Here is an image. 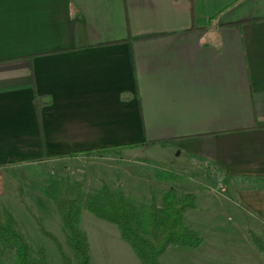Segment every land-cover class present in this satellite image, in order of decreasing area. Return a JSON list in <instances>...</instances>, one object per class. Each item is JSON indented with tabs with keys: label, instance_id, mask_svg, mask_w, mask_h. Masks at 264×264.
<instances>
[{
	"label": "crops",
	"instance_id": "obj_1",
	"mask_svg": "<svg viewBox=\"0 0 264 264\" xmlns=\"http://www.w3.org/2000/svg\"><path fill=\"white\" fill-rule=\"evenodd\" d=\"M134 148L264 226V0H0V177Z\"/></svg>",
	"mask_w": 264,
	"mask_h": 264
},
{
	"label": "rangeland",
	"instance_id": "obj_2",
	"mask_svg": "<svg viewBox=\"0 0 264 264\" xmlns=\"http://www.w3.org/2000/svg\"><path fill=\"white\" fill-rule=\"evenodd\" d=\"M156 154L155 150L114 149L108 154L82 155L79 160L68 161L62 169L79 174L69 176L87 184L84 202L92 195L97 183H106L112 190L120 188L134 203L145 206L153 198L161 204L164 195L173 187L177 197L196 195L197 207L187 211L184 219L202 238V246L197 250L169 246L160 257V264H264L260 250H264V226L247 223L236 216L230 208L232 202L222 178L196 169L180 172L183 177L175 183H162L158 176L162 173L170 175L172 171L163 170L156 163ZM52 169L50 163L28 162L3 171L0 211L7 210L12 214L34 258L37 259V252L42 249L47 264H62L53 243L42 235L37 224L39 221L46 231L55 235L64 251L72 256L65 244L56 209L42 195ZM79 227L87 236L91 264H141L114 225L83 212ZM254 237L260 244L254 242ZM0 264H17L13 252L1 242Z\"/></svg>",
	"mask_w": 264,
	"mask_h": 264
},
{
	"label": "trees",
	"instance_id": "obj_3",
	"mask_svg": "<svg viewBox=\"0 0 264 264\" xmlns=\"http://www.w3.org/2000/svg\"><path fill=\"white\" fill-rule=\"evenodd\" d=\"M34 102L38 111L41 106L49 103L40 97H35ZM109 152V149H99L80 154L102 155ZM80 154L72 153L69 156ZM42 195L56 209L65 244L72 256L64 251L55 235L46 231L39 221L37 224L42 235L53 243L62 264H91L87 236L79 227L83 212L114 225L120 238L129 245L141 264H160L159 259L169 246L197 250L203 244L202 238L187 226L184 219L187 211L196 209L194 195L177 197L174 191H169L162 198L161 204L153 198L145 206L134 203L120 188L112 190L106 183H102L84 202L86 193L82 184L69 175L49 177L42 188ZM0 242L13 252L17 264H47L42 249L38 250L37 259L33 257L23 233L7 210L0 211ZM254 242L260 244L256 237ZM260 250L264 256V250Z\"/></svg>",
	"mask_w": 264,
	"mask_h": 264
}]
</instances>
